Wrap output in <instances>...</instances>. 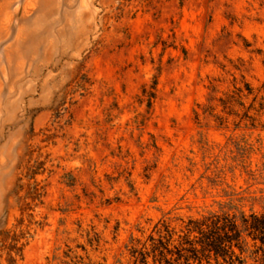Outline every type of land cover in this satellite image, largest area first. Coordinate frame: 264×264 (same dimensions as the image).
<instances>
[{
    "label": "rangeland",
    "instance_id": "rangeland-1",
    "mask_svg": "<svg viewBox=\"0 0 264 264\" xmlns=\"http://www.w3.org/2000/svg\"><path fill=\"white\" fill-rule=\"evenodd\" d=\"M263 211L264 0H0V264Z\"/></svg>",
    "mask_w": 264,
    "mask_h": 264
},
{
    "label": "trees",
    "instance_id": "trees-1",
    "mask_svg": "<svg viewBox=\"0 0 264 264\" xmlns=\"http://www.w3.org/2000/svg\"><path fill=\"white\" fill-rule=\"evenodd\" d=\"M248 89L251 91L249 86ZM155 94L148 93L149 106ZM8 248L9 264H17L13 255L17 245ZM133 254L135 264H249L250 260L258 262L260 258L264 261V211L210 213L190 218L180 230L162 220Z\"/></svg>",
    "mask_w": 264,
    "mask_h": 264
}]
</instances>
